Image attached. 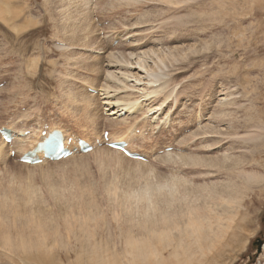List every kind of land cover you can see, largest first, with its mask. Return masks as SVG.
<instances>
[{
    "label": "rangeland",
    "instance_id": "374dc122",
    "mask_svg": "<svg viewBox=\"0 0 264 264\" xmlns=\"http://www.w3.org/2000/svg\"><path fill=\"white\" fill-rule=\"evenodd\" d=\"M82 1L0 0L3 4L0 6L6 11L19 13L14 21L10 15L4 22L0 20V83L5 84L0 90V128H8L13 134L21 135L19 138L29 137L28 141L21 142L23 150L36 145L44 130L43 124L51 126L49 130L62 129L66 134L96 144L95 149L86 155L77 153L64 162L45 161L44 166L42 163L34 167L18 162L17 145L5 144L7 147L2 148L5 154H0H4V158L0 157V264L203 262L198 249L190 252L181 249L176 258L167 256L177 236L188 224L187 218L177 220L179 226L176 230L167 225L160 228L163 230L161 234L157 230L154 234L148 231L152 228L151 218L158 211L146 210V207L162 206L161 209L165 207L163 212H169L164 202L169 198L162 195L150 198L151 191L148 196L146 192L144 202H138L136 196L152 185L153 188L158 184L169 187V190L166 187L162 190L165 196L174 190L176 184L185 186V189L193 187L187 180L199 185L201 181L194 175L199 172L193 171L198 167L191 170L185 165L183 170L185 166L181 169L164 161L168 153L178 155L183 150L181 155H190L188 153L194 148L186 151L179 142L191 138L190 133L206 126L221 130L222 135H213L216 139L206 142L205 145L213 150L196 155L217 159L227 154L228 163L235 168L234 171L231 167L223 171L218 169L219 173L211 176L206 170L200 171L206 178L203 185L219 188L235 182L243 172L255 173L261 180L260 184L244 194H237L232 200L218 196L214 203L212 200L205 202L209 209L220 213L221 206L231 212L237 210L235 215L231 213L224 217L225 236H217L221 241L216 247L222 253L227 251L223 264H264V247L258 253L257 247L252 245L256 239L264 242V147L258 153L260 147L250 142L259 133L264 137L261 132L264 131V0H193L192 3L181 0L180 5L188 9L178 13L174 12V4L165 1L108 0V4L107 0L90 1V4ZM196 2L203 4L198 7ZM218 6L221 9L225 6L226 11L217 9ZM215 10H219V14ZM193 12L205 18L206 23L201 24L197 20L199 16H194ZM209 18L211 21L207 20ZM176 25L181 31L179 38L176 37L179 32L173 31ZM205 44L212 47H205ZM143 53L149 54L142 56ZM176 59L180 61L177 63ZM150 80L156 83L153 85ZM92 87L96 89L95 94L88 91ZM151 90H156L157 94L151 95L150 100L144 99L147 96L144 93ZM127 96L132 107L135 106L130 108L132 111L120 105L130 101ZM89 108L91 114L87 112ZM221 113H226V117H216V122L210 117ZM118 118L127 120L123 125H114L120 121ZM133 118H136L135 122ZM124 125L132 127L125 134L118 132ZM24 130L30 134L24 136L21 132ZM103 132L109 137L113 134L122 138L128 136L131 148L143 153L145 160L124 158L123 163L130 161L140 167L130 162L120 163L121 166L112 163L109 157L114 155H105L108 148L103 144ZM0 146H3L1 139ZM253 149L255 153L252 154ZM10 150L13 151L10 153ZM97 151L100 153L96 154ZM240 151L245 152L244 158H240ZM193 153L190 156L197 157ZM237 161L242 164L241 168ZM133 167L137 170H132ZM176 178L182 183L180 180L176 183ZM181 189V196L180 193L174 195L171 211L185 210L200 196L197 191L188 190L184 199ZM233 230H236L234 243V236L228 237ZM157 234H160L159 239ZM229 238L231 245L224 248ZM128 241L134 245H129ZM139 244L141 248L138 250ZM161 252L166 256L158 262Z\"/></svg>",
    "mask_w": 264,
    "mask_h": 264
},
{
    "label": "bare ground",
    "instance_id": "6f19581e",
    "mask_svg": "<svg viewBox=\"0 0 264 264\" xmlns=\"http://www.w3.org/2000/svg\"><path fill=\"white\" fill-rule=\"evenodd\" d=\"M4 1H12V0H4ZM50 1V0H49ZM62 1V0H61ZM154 1V0H153ZM152 1V2H153ZM162 2V3H164L163 1H165V2H167L168 4H174L175 5V7H174V12H180V11H185V9H188V8H186L185 6H183V4H182V6L180 5V3H182L181 2V0H156V2ZM188 1H191V3H192V1L193 0H188ZM214 1V0H213ZM217 1V0H216ZM215 1V2H216ZM47 2V1H46ZM82 2H85V3H87V4H90L91 2H90V0H83ZM105 2H106V0H105ZM158 2V3H159ZM194 2V1H193ZM199 2V1H198ZM68 3H70V2H68ZM96 3V2H95ZM108 3H110L108 0H107V4ZM121 3V2H120ZM157 3V4H158ZM167 3H165V4H167ZM184 3V2H183ZM186 3V2H185ZM197 3V2H196ZM72 4L74 5V3L72 2ZM82 4V3H81ZM122 4V3H121ZM201 4V3H200ZM199 4V5H200ZM203 4V3H202ZM201 4V5H202ZM0 5H3V4H0ZM50 5V4H49ZM75 5H77V7H78V9H81V7H79V4L77 3H75ZM84 5V4H83ZM94 5V4H93ZM98 5V4H97ZM96 5V6H97ZM156 5V3L154 4V6ZM179 5V6H178ZM191 5V4H190ZM197 5H198V3H197ZM197 5H196V7H197ZM199 5H198V7H199ZM200 5V6H201ZM217 5H220V4H217ZM216 5V6H217ZM88 6V5H87ZM157 6V5H156ZM168 7V9H169V5H167ZM204 6H206V5H204ZM4 7H6L5 5H4ZM164 7H166V6H164ZM221 7V6H220ZM219 6H218V8L217 9H219L220 8ZM75 8H76V6H75ZM87 8V7H86ZM173 9V7H170V9ZM191 8V7H190ZM216 8V7H215ZM8 9L9 10H11L12 8H9L8 7ZM7 9V10H8ZM49 9V8H48ZM70 9V8H69ZM221 9V8H220ZM75 10V9H74ZM83 10H85L84 8H83ZM87 10V9H86ZM212 9L210 8L209 9V11H211ZM66 11V10H65ZM77 11V10H76ZM76 11H74L75 13H76ZM81 11H82V9H81ZM165 11H167V10H165ZM171 11V10H170ZM173 11V10H172ZM216 11V10H215ZM217 11H219V10H217ZM216 11V13H218ZM221 11H223V12H225L226 11V7L225 6H223L222 7V9H221ZM14 13H12V11L11 12H8V11H6L5 10V8H3V6L1 7L0 6V20H2L3 22L7 19V16L8 15H10L11 16V20H15L17 17H18V15H19V13L16 11V10H14L13 11ZM87 12H88V10H87ZM169 12V11H168ZM167 12V13H168ZM222 12V13H223ZM72 13V12H71ZM192 13V12H191ZM194 13V12H193ZM205 13V12H204ZM213 13H215V12H213ZM219 14V13H218ZM83 15V14H82ZM199 16V14H195L194 13V16ZM200 15H202V13L200 14ZM76 16V15H75ZM84 16V15H83ZM128 16H130V15H128ZM197 16V17H198ZM142 17V16H141ZM196 17V18H197ZM67 18V17H66ZM72 18H73V16H72ZM130 18V17H129ZM132 18V17H131ZM163 18V17H162ZM161 18V19H162ZM173 18V17H172ZM195 18V19H196ZM214 18V17H213ZM217 17H215V19H216ZM86 19H88V18H86ZM85 19V20H86ZM194 19V18H193ZM194 19V20H195ZM211 19L212 18H209V19H207L208 21L210 20L211 21ZM222 19V16H221V18H220V20ZM33 20V19H32ZM31 20V21H32ZM82 20V19H81ZM90 20V19H89ZM174 20V19H173ZM197 20L198 21H200L201 22V24L203 23V21H204V23H206L205 22V18H201L200 16L197 18ZM35 21V20H34ZM166 21V20H165ZM169 21V20H168ZM188 21V20H187ZM190 21V20H189ZM197 21V22H198ZM35 22H37V20L35 21ZM67 22V21H66ZM82 22V21H81ZM90 22V21H89ZM167 22V21H166ZM178 22V21H177ZM195 22V21H194ZM197 22H195V23H197ZM214 22V21H213ZM80 23V22H79ZM92 23V22H91ZM171 23V22H170ZM176 23V22H175ZM85 24V23H84ZM88 24V23H87ZM198 24H200V23H198ZM143 25V24H142ZM170 25V24H169ZM172 25V24H171ZM190 25V24H189ZM168 26V25H167ZM167 26H165V27H167ZM177 27H179L178 25H176ZM175 26V28H177ZM184 26V25H183ZM68 27V26H67ZM172 27V26H171ZM170 27V28H171ZM188 27V26H187ZM97 28V27H96ZM164 28V27H163ZM174 28V30L173 31H175L176 32V30L179 32L180 30V27L178 28V29H175ZM182 28V27H181ZM189 28V27H188ZM70 29V28H69ZM75 29V28H74ZM84 29V28H83ZM95 29V28H94ZM164 29H166V28H164ZM68 30V29H67ZM85 30V29H84ZM97 30V29H96ZM163 30V29H162ZM75 31V30H74ZM78 31V30H77ZM92 31V30H91ZM94 31V30H93ZM79 32V31H78ZM82 32V31H81ZM84 32V31H83ZM164 32H167V30H165ZM181 32V31H180ZM178 33V35H176V37L177 38H179L180 36V34L181 33ZM70 33V32H69ZM88 33V32H87ZM95 33V32H94ZM134 33V32H133ZM80 34V33H79ZM91 34V33H90ZM177 34V33H176ZM88 35V34H87ZM195 35V34H194ZM77 36H78V34H77ZM188 36H190V34H187V37ZM72 37V36H71ZM80 37V36H79ZM87 37V36H86ZM89 37V36H88ZM186 37V36H185ZM185 37H184V39H185ZM72 39V38H71ZM80 39H82V38H80ZM157 39V38H156ZM181 39V38H180ZM179 39V40H180ZM215 39V38H214ZM213 39V40H214ZM174 40V39H173ZM206 40V39H205ZM209 40V42H210V39H208ZM57 41V40H56ZM72 41H73V39H72ZM89 41V40H88ZM91 41V40H90ZM211 41H212V39H211ZM184 42H185V40H184ZM203 42V41H202ZM206 42H207V40H206ZM72 43V42H71ZM131 43V42H130ZM201 43V42H200ZM205 43V42H204ZM204 43H202V45L204 44ZM212 43V42H211ZM210 43V44H211ZM86 44V43H85ZM194 44V43H193ZM208 44V43H207ZM207 44H205L206 46L205 47H208V48H210V47H212V46H208ZM242 44V43H241ZM201 45V46H202ZM204 46V45H203ZM202 46V47H203ZM91 47V46H90ZM197 47H199V45L197 46ZM204 47V48H205ZM208 48H205L204 50H208ZM148 49V48H147ZM155 49V48H154ZM177 49H179V48H177ZM200 49H202L203 50V48H201L200 47ZM197 50V49H196ZM195 51V50H194ZM169 52V51H168ZM167 52V53H168ZM196 52V51H195ZM194 52V53H195ZM149 53H152V52H149ZM149 53H147V54H149ZM158 54H159V52H157ZM164 53V52H163ZM146 53H143L142 54V56H144V55H147ZM158 54H156L157 55V57L159 56ZM190 55V54H189ZM193 55V54H192ZM75 56V55H74ZM176 56V55H175ZM187 53H186V58H187ZM77 57V56H76ZM130 57H133V54H132V56H130ZM134 57H137V55L136 56H134ZM189 57V56H188ZM159 58V57H158ZM185 58V59H186ZM193 58H195V56L193 57ZM182 59H184V58H182ZM184 59V60H185ZM136 60H137V58H136ZM141 60V59H140ZM174 60H175V58H174ZM93 61V60H92ZM139 61V60H138ZM162 61H163V59H162ZM176 61H177V59H176ZM180 61V60H179ZM179 61H177V63L179 62ZM71 62V61H70ZM159 63V62H158ZM136 65H139V63H135ZM135 65V66H136ZM141 65V64H140ZM139 65V66H140ZM37 66V65H36ZM32 69V68H31ZM100 69V68H99ZM88 70V69H87ZM92 70V69H91ZM95 70V69H94ZM90 71V70H89ZM32 72V71H31ZM94 72V71H93ZM95 73V72H94ZM98 73V72H97ZM102 73V72H101ZM152 75V74H151ZM155 75L153 74L152 75V77H154ZM151 77V78H152ZM118 79H120V78H118ZM150 79V78H149ZM153 79H156V81H157V79L158 78H153ZM152 79V80H153ZM62 80V79H61ZM106 80V79H105ZM111 80V79H110ZM124 80V79H123ZM152 80H150V82L152 81ZM111 81H113V80H111ZM156 81H153V82H151V84H155L156 83ZM121 82V81H120ZM124 82V81H123ZM147 82V81H146ZM88 83H90V82H88ZM153 84V85H154ZM119 85V84H118ZM142 85V84H141ZM144 85V84H143ZM163 85H165V84H163ZM130 85H128V87H129ZM133 86V85H132ZM148 86V85H147ZM147 86H145L146 88H147ZM149 86H150V83H149ZM148 86V87H149ZM151 87V86H150ZM160 87V86H159ZM117 88V87H116ZM123 88V87H122ZM124 88H126V87H124ZM123 88V89H124ZM144 88V87H143ZM173 88V87H172ZM92 89H93V87H92ZM138 89V88H137ZM159 89V88H158ZM94 90H95V93H96V89H95V87H94ZM109 90V89H108ZM103 91V90H102ZM113 91V90H112ZM143 91H145V90H143ZM226 91V90H225ZM78 92V91H77ZM115 92V91H114ZM159 92V91H158ZM133 93V92H132ZM146 93H147V91H146ZM146 93H144L145 94V96L144 95H142V96H144L145 98L144 99H147L148 98V100H150L149 98L151 97V95H153V94H157V91L156 90H154V91H148V93L146 94ZM173 93V92H172ZM87 94V93H86ZM134 94V93H133ZM136 94V93H135ZM137 94H138V92H137ZM69 95V94H68ZM70 95H71V93H70ZM88 95V94H87ZM114 95H115V93H114ZM131 95V94H130ZM129 95V96H130ZM141 95V94H140ZM66 96H67V94H66ZM91 96H93V95H91ZM129 96H127V98L126 99H129L130 97ZM223 96V95H222ZM86 97V96H85ZM90 97V96H89ZM129 97V98H128ZM137 97V96H136ZM155 97V96H154ZM98 97H96V99H97ZM135 98V97H134ZM72 99H73V97H72ZM86 98H84L83 97V100H85ZM91 99V98H90ZM123 99V98H122ZM131 99H132V97H131ZM142 99H143V97H142ZM141 99V100H142ZM68 100V99H67ZM71 100V99H70ZM82 100V101H83ZM109 100V99H108ZM116 100V99H115ZM114 100V101H115ZM125 100V99H124ZM130 100V99H129ZM134 100V99H133ZM140 100V99H139ZM156 100V99H155ZM164 100H166V99H164ZM163 100V101H164ZM112 101V100H111ZM122 101V100H121ZM126 101H128V100H126ZM135 102L137 101V100H134ZM134 101L132 102V103H134ZM172 101V100H171ZM71 102V101H70ZM124 102V101H123ZM131 102V100L130 101H128V102H124V103H120V105L121 104H123L122 106L123 107H125V109H127V110H129V111H132L130 108H134L135 106L134 105H136L135 103H134V107H132V104L130 103ZM148 102V101H147ZM112 103V102H111ZM118 103V101L117 102H115V103H112V104H117ZM89 104V103H88ZM101 104V103H100ZM109 104V103H108ZM163 104V103H162ZM173 104V103H172ZM164 105V104H163ZM217 105V104H216ZM230 105V104H229ZM85 106H87V105H85ZM121 106V107H122ZM150 106V105H149ZM162 106V105H161ZM160 106V107H161ZM88 107H90V106H88ZM118 107H119V105H118ZM91 108V107H90ZM90 108H89V110H90ZM84 109H85V107H84ZM125 109L123 108V110L125 111ZM153 109V108H152ZM240 109V108H239ZM238 109V110H239ZM87 111L89 114H91V110L90 111ZM170 110V109H169ZM85 111V110H84ZM123 111V112H124ZM148 111H149V109H148ZM122 112V110L119 112V113H121ZM144 112H147V111H144ZM143 112V113H144ZM149 112H151V111H149ZM239 112V111H238ZM237 112V113H238ZM167 113V112H166ZM94 114V113H93ZM125 114H128V113H125ZM131 114V113H130ZM147 114V113H146ZM213 114H214V112H213ZM211 115L210 117H211V119L213 118V121H215L216 122V117H226L225 116V114L226 113H224V114H218V116H217V114H216V116L215 115ZM233 114V113H232ZM144 115V114H143ZM96 116V115H95ZM115 116H116V114H115ZM118 116V115H117ZM213 116V117H212ZM235 116V115H234ZM258 116V118H259V114L257 115ZM84 117H86V116H84ZM90 117V116H89ZM97 117V116H96ZM253 117V116H252ZM94 119H95V117H93ZM98 118V117H97ZM117 118V117H116ZM121 118V117H120ZM120 118H118V119H120ZM127 118V117H126ZM138 118V117H137ZM201 118V116L199 117V119ZM94 119H92L93 121L92 122H95L94 121ZM122 119H123V117H122ZM134 119V118H133ZM136 119V118H135ZM135 119L133 120L134 122H135ZM162 119H164V118H162ZM203 120H204V118H202ZM89 120V119H88ZM96 120V119H95ZM113 120V119H112ZM112 120H110V122H112ZM115 120V119H114ZM127 120V119H126ZM126 120H122L121 121V119H120V121L118 120V121H113V122H115L114 123V125H123V124H125L124 123V121H126ZM258 120V119H257ZM90 122H91V120H89ZM163 121V120H162ZM198 121V120H197ZM200 121H202L201 119H200ZM219 122V121H218ZM165 123V122H164ZM220 123V122H219ZM254 123V122H253ZM261 123V122H260ZM196 124V123H195ZM218 124V123H217ZM91 125V124H90ZM131 125V124H130ZM166 125V124H165ZM263 125V124H262ZM110 126H111V123H110ZM112 126H113V123H112ZM217 126V125H216ZM256 126V125H255ZM264 126V125H263ZM132 126H127V125H124V127H123V130L121 131L120 129H119V131L118 132H124V134L126 133V132H128L129 131V129L131 128ZM185 126H183L182 128H184ZM202 127H203V125H202ZM257 127H258V125H257ZM261 127V126H260ZM192 128V127H191ZM232 128V127H231ZM55 128H51L47 133H46V135L47 134H49V132H51L52 130H54ZM257 129H259V128H257ZM256 129V130H257ZM263 129V128H262ZM59 130V129H58ZM218 130V129H217ZM196 132H192V133H190V135L192 136L191 138H189V139H186V138H184V139H181V141L179 142V144L180 145H183V148H185L186 149V151H187V148L188 149H190L191 147H193L194 149L192 150V148H191V150H192V152L190 153H188V154H192L193 153V151L195 152V153H193V154H201V152H205V150H207L208 152L210 151V150H213V149H211L210 148V146H208V145H205V144H207L208 142L207 141H211V139H216L215 137L216 136H221L220 135V132H221V130H220V132L219 131H216L215 130V127H210V126H206V127H204V128H201V129H199L198 131L197 130H195ZM261 131V130H260ZM184 132V131H183ZM261 132H264V131H261ZM120 133V134H121ZM222 133V132H221ZM236 133V132H235ZM119 134V133H118ZM227 134V133H226ZM230 134V133H229ZM260 135L259 136H256V139L254 140H251L250 142H254V145H255V147H257V148H259V149H257V152L259 153L260 151H261V149L264 147V137H261V135L263 136V134H261V133H259ZM213 135H216V136H213ZM233 135V134H232ZM19 136H21V135H17V134H15V135H13V138H14V140H13V142L11 143L13 146L14 145H17V151H18V153H20L19 154V157L20 156H22L24 153H26L27 151H29L28 149H26V150H23V149H21L22 148V146H21V143L20 142H26V141H28V138H19ZM112 136V138L114 139V141H118V140H130L129 139V137L128 136H125V137H120V135H117V136H119L120 138H116L117 136H116V134H113V135H111ZM116 136V137H115ZM122 136V135H121ZM189 136V135H188ZM250 136V135H249ZM249 138V137H248ZM244 139V138H243ZM213 140V141H214ZM39 141H42V138L40 137V139H39ZM38 141V142H39ZM221 141V140H220ZM245 141V140H244ZM207 142V143H206ZM19 143V144H18ZM216 143H218V142H216ZM1 144L3 145L2 147L0 146V154L3 152L2 151V148H6V147H4L5 146V144L3 143V141L1 140ZM37 144V143H36ZM18 145H19V147H18ZM202 145V146H201ZM66 146H67V144H66V141H65V137H64V135H63V148H66ZM173 146V145H172ZM212 146V145H211ZM232 146V145H231ZM174 147H176V146H174ZM181 147V146H180ZM214 147V146H213ZM245 147V146H244ZM216 148V147H215ZM131 149V148H130ZM240 149V148H239ZM243 149V148H242ZM31 150V149H30ZM103 150V149H102ZM13 150H10V153L12 152ZM99 151V150H98ZM97 151V153L96 154H98V153H100V152H98ZM185 151V150H184ZM230 151V150H229ZM103 151H101V153H102ZM106 152L107 153H105V155L107 154L108 155V157L111 155V154H109V153H112L114 156L113 157H109V158H111V162L112 163H115L116 165L117 164H119V166H121L120 165V163H123V161H126V159H124V157H121L122 155L119 153L118 154V152H116V151H110V150H108V149H106ZM183 152V150H181V152L179 151V154L178 155H172L171 153H168L167 155H166V157H165V161H164V163H168L169 165H176V167H179V168H181L182 169V166L184 167L185 165L186 166H190V168H191V170L194 168V167H198L197 169H193V171L194 170H197V172H199V173H194V175H196L198 178H199V180L201 181L200 182V184L199 185H194V184H190L191 182H189L188 180H187V182L189 183H187L186 181H185V183L186 184H188L189 186L190 185H193V187H187L186 189H185V186L183 187V186H176L177 184L176 183H178L179 182V180H180V178H179V180L176 178L175 180H177V181H175L176 183H174V184H172L173 186H174V190H170L169 191V194L167 195V196H165L166 194H164L163 193V189L166 187V186H161V185H159L158 184V186L156 187V186H154L155 188H153V185H152V187H148V190H145L141 195L139 194V195H137L136 196V199L138 200V202H144L145 201V195H146V192H147V196L149 195V191H151L152 193H150V198H154V197H158V195H162V196H164V197H166L167 199L169 198V200L167 201H164L166 204V207L168 208V210H169V212H163L162 210L165 208H163V209H161L162 208V206L161 207H159V208H152V209H150L149 208V206H147L146 207V210H150V211H153V210H157L158 212L157 213H155L154 215H153V217L151 218V220H152V222L150 223V225L152 226V228H148V231L149 232H151V233H153L154 234V232L157 230L160 234H161V232H163V230H161L160 228L161 227H163V226H167L168 225V227H171L173 230H176L177 229V227L179 226V224H178V219L180 218V217H185V218H187V221H188V224L186 225V227L184 228V230H183V232L179 235V236H177V240L175 241V245L172 247V249H171V251H169L167 254V256L168 257H173V258H176L177 257V255H178V253H179V250H181V249H184L185 250V252H186V250H187V252H190V251H192V250H197L198 249V251L201 253V256H202V260H203V262H200V264H223L224 262L223 261H225V259H226V256H225V253L227 254V251H224L223 253L221 252V250H219V248H217L216 247V245L217 244H219L220 243V241L221 240H219L218 238H217V236H219V235H223V236H225V233L223 232L224 230H227L226 228H223L224 227V217H227V216H229V215H231V213L233 214V215H235L234 214V212L235 211H237V210H235L234 212H231L230 211V209L229 208H226V207H224V206H221L220 207V211H221V213L220 212H218V211H215V209H209V206L208 205H206L205 204V202L206 201H209V200H212L211 202L212 203H214V202H216V198L219 196V197H225V198H227V200H232L234 197H236L237 196V194H244V191H247L249 188H252V187H254V185H258V184H260V182H261V180H260V178H259V176L258 175H256L255 173H250V174H247V173H241L240 175H239V178H237L236 177V181L235 182H231V183H229V184H226V185H220L219 186V188H218V186H216V185H210V186H208V185H206V184H202V182H206V178H205V176L204 177H202V174L200 173V171H205L206 170V172H208L207 174H209L208 176H211L212 175V173L214 174V175H217L218 173H219V171L221 170V171H223L224 169H227V168H229V167H231L232 165V163L230 162V163H228V156H221L220 155V158H215V157H212L211 159H209L210 157H206L205 158V156H204V158H201V157H199V156H197V157H192V156H190V155H181L180 153H182ZM225 152V151H224ZM241 152V151H240ZM248 152H250V148H249V150H248ZM4 153V152H3ZM8 153V152H7ZM243 153H245V152H241V154H240V158H244L246 155L245 154H243ZM252 154L253 153H255V150L253 149V151L251 152ZM5 154V153H4ZM4 154H2L3 156H0V157H2V158H4ZM96 154L94 155V156H96ZM103 154V153H102ZM174 154V153H173ZM182 154H184V153H182ZM104 155V154H103ZM104 155V156H105ZM195 155H193V156H195ZM228 155H230V154H228ZM100 156V155H99ZM112 156V155H111ZM163 156H165L164 154H163ZM162 156V157H163ZM207 156V155H206ZM217 156V155H216ZM6 157H8V155L6 156ZM5 157V158H6ZM39 157L41 158L42 157V155H39ZM102 156H100V158H101ZM222 157V158H221ZM1 158V159H2ZM95 158V157H94ZM105 158H106V156H105ZM157 158V157H156ZM231 158H232V156H231ZM78 159V158H77ZM108 159V158H107ZM232 159H234V158H232ZM8 159L6 158V160L5 161H7ZM67 160V159H66ZM75 160V159H74ZM80 160V159H79ZM110 160V159H109ZM158 160V159H157ZM160 160V159H159ZM163 160V159H162ZM235 160V159H234ZM2 161V160H1ZM4 161V162H5ZM64 162V161H63ZM62 162V163H63ZM81 162H82V160H81ZM128 162V164H129V162L130 161H127ZM127 162H124L123 164H125V163H127ZM157 162V161H156ZM162 162V161H161ZM180 162V163H179ZM235 162V161H234ZM80 163V162H79ZM108 163H109V161H108ZM130 163H132V162H130ZM44 164L45 163H43V166H44ZM50 164V163H49ZM54 164V163H53ZM67 164V163H66ZM114 164V165H115ZM135 167L137 166L136 164H134V163H132ZM131 164V166L130 167H132L133 165ZM240 168H241V163H239L238 161H237V163H236ZM127 165V164H126ZM141 165V164H140ZM158 165V164H157ZM22 166V165H21ZM54 166V165H53ZM66 166V165H65ZM138 166H139V164H138ZM137 166V167H138ZM186 166L183 168V170L186 168ZM26 167H27V165H26ZM29 167V166H28ZM34 167V166H33ZM61 167H62V165H61ZM128 167V166H127ZM135 167H133V168H131L132 170L135 168ZM140 167V166H139ZM143 167V166H142ZM145 167V166H144ZM160 167V166H159ZM193 167V168H192ZM209 167H213V168H215L214 169V171H213V168H212V171L211 170H209ZM22 168V167H21ZM47 168H48V166H47ZM50 168H52V167H50ZM49 168V169H50ZM58 168V167H57ZM175 168V167H174ZM189 168V169H190ZM235 168V167H234ZM234 168L232 169V167H231V169L234 171ZM24 169V168H23ZM39 169H40V167H39ZM42 169V168H41ZM116 169V168H115ZM118 169H120V168H118ZM122 169V168H121ZM130 169V168H129ZM136 169V168H135ZM145 169H149V167L147 168H145ZM162 169V168H161ZM217 169V170H216ZM218 169H219V171H218ZM29 170V169H28ZM45 170V169H44ZM117 170V169H116ZM137 170V169H136ZM135 170V171H136ZM241 170V169H240ZM30 171V170H29ZM41 171V170H40ZM39 171V172H40ZM47 171H48V169H47ZM130 171V170H129ZM142 171H143V169H142ZM147 171V170H146ZM229 171V170H228ZM137 172V171H136ZM139 172V171H138ZM148 172L150 173V171L148 170ZM152 173H153V171H151ZM183 172V171H182ZM4 173V172H3ZM49 173H50V171H49ZM141 172H139V174H140ZM145 173V172H144ZM144 173H142V174H144ZM184 173V172H183ZM186 173V172H185ZM234 172H232V174H233ZM238 173V172H237ZM45 174V173H44ZM43 174V175H44ZM226 174H228L229 175V173L228 172H226ZM30 175V174H29ZM34 175V174H33ZM46 175V174H45ZM49 175H51V173L49 174ZM145 175V174H144ZM147 175V174H146ZM145 175V176H146ZM161 175V174H160ZM189 175H191V174H189ZM194 175H191V176H193L194 177ZM28 176V175H27ZM31 176V175H30ZM40 176H41V173H40ZM200 176V177H199ZM29 177V176H28ZM45 177V176H44ZM137 177V176H136ZM147 177V176H146ZM165 177V176H164ZM193 177H191L192 179H193ZM202 177V178H201ZM15 178V177H14ZM21 179V178H20ZM45 179V178H44ZM172 179V178H171ZM182 179V178H181ZM27 180V179H26ZM68 180V179H67ZM151 180V179H150ZM184 180H185V178H184ZM145 181V180H144ZM152 181V180H151ZM157 181V180H156ZM155 181V182H156ZM182 180H180V182L179 183H182L181 182ZM29 182V181H28ZM165 182V181H164ZM163 183V182H162ZM167 183V182H166ZM161 184V183H160ZM169 185V184H168ZM180 185V184H179ZM182 185V184H181ZM175 187H177V188H175ZM260 187H261V185H260ZM167 189L169 188V187H166ZM182 188V189H181ZM259 188V187H258ZM180 189L182 190V191H184L183 193H184V195H182V196H184L183 198L185 199V197H186V195H187V191L188 190H195V191H197L198 193H200V196L197 198V199H195V201H193L192 203L193 204H190V207H187L185 210H181V209H179L177 212H174V211H171V208H172V206H173V202H174V199H175V193H180ZM184 189V190H183ZM169 190V189H168ZM186 191V192H185ZM155 192V193H154ZM3 193V192H2ZM111 194V193H110ZM113 195V194H112ZM152 195V196H151ZM175 195V196H174ZM180 196H181V193L179 194ZM159 196V197H160ZM112 198V197H111ZM146 198H148V197H146ZM160 199V198H159ZM148 199H146V201H147ZM138 202H136V203H138ZM148 203H149V201H147ZM153 202H154V200H153ZM156 202V201H155ZM22 203V202H21ZM24 203V202H23ZM26 203V202H25ZM195 204V206L193 207V205ZM134 205V204H133ZM164 206V205H163ZM150 207H152V206H150ZM158 207V206H157ZM160 211V212H159ZM166 211V210H165ZM225 215V216H224ZM231 221H232V218H231ZM2 227V226H1ZM236 227H238V226H235V229H237ZM188 228H189V231H188ZM234 232L233 233H231L230 235H228V237H232V235L234 236V238H235V240L233 241V243L236 241V230H233ZM160 234H157L156 235V237H157V239H159L160 237ZM227 234H228V232H227ZM93 236V235H92ZM91 236V237H92ZM3 238V237H2ZM230 240H231V238H229L227 241H226V244H225V246H224V248H228L230 245H231V243H230ZM25 241V240H24ZM28 242V241H27ZM5 243H6V241H5ZM37 243V242H36ZM4 244V243H3ZM24 244V243H23ZM22 244V245H23ZM128 244H129V241H128ZM5 245H8L7 243L5 244ZM19 245H20V243H19ZM26 245V244H25ZM25 245H23V246H25ZM28 245V244H27ZM129 245H131V246H133L134 244H129ZM140 245V244H139ZM137 246V247H139V248H137L138 250L141 248V245L140 246ZM144 245V244H143ZM142 245V246H143ZM146 245H148L147 243H146ZM136 246V245H135ZM134 246V247H135ZM169 246V245H168ZM129 247V246H128ZM134 247H133V250L134 251H136V249H134ZM23 248V247H22ZM22 248H20V249H22ZM146 248H148V247H146ZM168 248V247H167ZM25 249H26V247H25ZM82 249V248H81ZM143 249V248H142ZM141 249V250H142ZM28 250V249H27ZM140 250V251H141ZM26 251V250H25ZM86 251V250H85ZM162 251V250H161ZM9 252H11V251H9ZM91 253V252H90ZM136 253V252H135ZM139 253V252H138ZM26 254V253H25ZM140 254V253H139ZM177 254V255H176ZM136 255H138V254H136ZM229 255V254H228ZM164 256H166L163 252H161V254L159 255V258H158V262H162V259H164ZM137 257V256H136ZM190 257V256H189ZM172 259V258H171ZM181 260H182V258H181ZM113 261V260H112ZM166 260H164L163 262L166 264V262H165ZM227 261H228V259H227ZM87 262V261H86ZM110 262V261H109ZM157 262V263H158ZM162 262V264H164ZM103 263V262H102ZM111 263V262H110ZM171 263H173V262H171ZM85 264V263H84ZM191 264H194V263H191Z\"/></svg>",
    "mask_w": 264,
    "mask_h": 264
},
{
    "label": "water",
    "instance_id": "95a60500",
    "mask_svg": "<svg viewBox=\"0 0 264 264\" xmlns=\"http://www.w3.org/2000/svg\"><path fill=\"white\" fill-rule=\"evenodd\" d=\"M253 247H257V252L260 253L261 248L263 246V242L260 239H257L255 242H253Z\"/></svg>",
    "mask_w": 264,
    "mask_h": 264
}]
</instances>
